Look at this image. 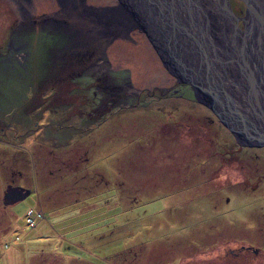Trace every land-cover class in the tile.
Here are the masks:
<instances>
[{"label":"rangeland","instance_id":"374dc122","mask_svg":"<svg viewBox=\"0 0 264 264\" xmlns=\"http://www.w3.org/2000/svg\"><path fill=\"white\" fill-rule=\"evenodd\" d=\"M121 1L136 26L0 0V264H120L137 206L167 202L202 218L190 237L214 226L213 264H264V145L237 144L158 58L136 16L151 22L147 5ZM228 1L243 27L245 3ZM9 185L29 193L5 200Z\"/></svg>","mask_w":264,"mask_h":264},{"label":"bare ground","instance_id":"6f19581e","mask_svg":"<svg viewBox=\"0 0 264 264\" xmlns=\"http://www.w3.org/2000/svg\"><path fill=\"white\" fill-rule=\"evenodd\" d=\"M59 1L67 4L68 8H78L81 13L84 9L87 12L86 15H90V17L96 18L99 12H104L107 18H114L113 22L122 20L121 24L124 26H136L135 20L126 14L130 6L128 7L125 3L124 5L127 6H123L121 0H117V2L114 0L113 6H105L100 9H96L95 6L91 7L86 0ZM137 2L147 5L151 21L148 22L144 15L138 13L143 17L141 28L143 26L152 35L155 34L162 41L165 40L171 46L174 56L182 57L188 64L193 61L200 63L199 45L194 41L192 35H187L180 25L174 23L177 21L173 22L170 19L171 9L174 14L179 15L182 24L197 36V41L202 45L201 47H204L205 55L208 56L210 63L217 65L223 83L227 81L228 77H235L232 78L231 83L236 81L237 76L242 77L239 73L240 49L246 53L247 62L250 64L255 78L263 80L264 20L260 18V9L256 0H250L252 8L247 14L245 12L246 15L242 19L244 24L241 28L233 27V19H236L238 15L235 11L229 10L226 0H137ZM235 72L237 73L235 74ZM207 85H210L209 82ZM243 86H247V84L243 83ZM235 87L242 91L240 84H236ZM258 94L261 95L260 91Z\"/></svg>","mask_w":264,"mask_h":264},{"label":"water","instance_id":"95a60500","mask_svg":"<svg viewBox=\"0 0 264 264\" xmlns=\"http://www.w3.org/2000/svg\"><path fill=\"white\" fill-rule=\"evenodd\" d=\"M226 1L231 11L230 3L228 0ZM242 1L245 3L247 14L251 10L252 5L250 4V0ZM256 2L260 9V18L264 20V2L263 0H256ZM170 14V19L173 22L174 20L177 21L174 23L180 25L187 35H192L194 41L199 45L198 56L200 63L199 61L196 63L193 61L188 64L182 57L174 56L171 46L165 40L162 41L155 34L152 35L142 26V30L145 31L146 36L151 41L162 64L168 69L170 74L172 73L179 78L181 82L187 81L190 84L197 101L211 109L221 123L230 130L239 146L264 145V77L262 81L255 78L250 64L247 62L246 53H243L240 49L241 62L239 73L242 77L237 76L236 81L232 83L230 81L235 77H228L227 81L223 83L217 65L210 63L208 56L205 55L204 47H201L202 45L197 41V36L182 24L179 15L174 14L172 9L170 10ZM190 17L188 18L189 20ZM238 17L233 19V27H238L236 22ZM241 18L243 19L244 16ZM137 20L141 24L143 17L139 14L137 15ZM215 48H213V51H215ZM207 82L210 85H207ZM243 83H246L247 86H243ZM236 84H240L242 91L235 87ZM258 91H260L261 95L258 94ZM27 191L19 185H9L3 192V198L5 200L6 198L17 200V198L26 196Z\"/></svg>","mask_w":264,"mask_h":264},{"label":"crops","instance_id":"0c3cea01","mask_svg":"<svg viewBox=\"0 0 264 264\" xmlns=\"http://www.w3.org/2000/svg\"><path fill=\"white\" fill-rule=\"evenodd\" d=\"M19 186L25 188L22 185ZM182 203H175L176 205H171L168 202L156 203L155 205L152 204L151 207L146 204L144 208L137 206L139 207L137 210L146 212L145 218H142L145 220H138L143 215H138V218H134L131 227L135 226V228H133V231L128 232L126 236L133 243L117 246V252L122 247L136 246V250L133 253L127 255L121 253L118 255L120 264H213V257L211 256V259L206 257V255H208V252L212 254L220 250L219 244L222 238L217 241L216 236H214L213 225L207 231L203 227L196 229L195 238L190 237L187 231L188 227L191 225L199 226L202 224V218L197 219L195 224H193L188 216L185 215L186 212L181 210L182 207H185L181 205ZM150 216L153 217L149 218ZM137 221H139L138 225ZM147 234H155L154 236L160 239L156 246L157 250L151 251L146 248L150 242V240H147ZM207 238H209L208 241L206 240ZM201 253H203V256L199 257L198 255H201Z\"/></svg>","mask_w":264,"mask_h":264},{"label":"flooded vegetation","instance_id":"af4514ba","mask_svg":"<svg viewBox=\"0 0 264 264\" xmlns=\"http://www.w3.org/2000/svg\"><path fill=\"white\" fill-rule=\"evenodd\" d=\"M27 3H29V2H31L32 0H25ZM20 3V2H19ZM62 3H64V2H61L60 3V1L59 0H57V4L58 5H61ZM65 4V3H64ZM20 6H21V4H20ZM21 10L22 11H26L27 10V8H25L24 6L22 7L21 6ZM61 9L60 8H55V10L53 11V15L54 16H58V17H60V18H62V16H64V17H66V16H68V9H67V11H60ZM69 17H73V14H71V15H69ZM88 32V31H87ZM153 47V46H152ZM156 51V50H155ZM157 53V52H156ZM158 56V55H157ZM159 58V57H158ZM243 246V245H242ZM247 247H249V246H247ZM259 247H256L255 249L254 248H246V249H248V250H250L252 253V256H253V254L255 253V252H257L256 250L258 249ZM241 249H244V248H241ZM234 254H235V252H233ZM242 254V253H241ZM235 255H240V252L238 251V252H236V254ZM254 257H256V256H253V258Z\"/></svg>","mask_w":264,"mask_h":264},{"label":"built area","instance_id":"2783aa9c","mask_svg":"<svg viewBox=\"0 0 264 264\" xmlns=\"http://www.w3.org/2000/svg\"><path fill=\"white\" fill-rule=\"evenodd\" d=\"M31 211V210H30ZM32 212V211H31Z\"/></svg>","mask_w":264,"mask_h":264}]
</instances>
